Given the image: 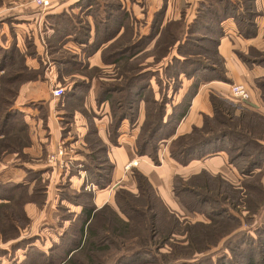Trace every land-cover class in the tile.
I'll list each match as a JSON object with an SVG mask.
<instances>
[{"label": "rangeland", "instance_id": "obj_1", "mask_svg": "<svg viewBox=\"0 0 264 264\" xmlns=\"http://www.w3.org/2000/svg\"><path fill=\"white\" fill-rule=\"evenodd\" d=\"M29 2L32 3L33 0H29ZM117 2L121 8L120 15L112 16L110 13L111 11H107V20L105 19V22L98 23V27L96 30L94 29L97 35L93 34L94 38L90 44L87 42V39L89 40L88 37H90V35H88L90 34L88 33L90 29H88L89 24L86 20V16H82L85 18L84 19L81 18L78 13H71L72 18L71 16L67 17L65 15L71 21L68 24L74 26L71 28L59 22L57 30L60 32L63 31V29H68L67 32L71 34L70 39L72 42H86L87 50L84 52H77L78 55L76 52L74 53L72 51L68 52L67 55L64 54L66 52L62 45L64 42L57 43L56 40L52 38L55 34L45 35L44 33L43 35H39V40L43 45L47 44V42L49 44H55L53 53L52 51H47L48 58L52 57L55 59L57 57L68 56L69 60H72V63L69 65L71 68L68 67L66 70L72 71L71 73L73 74L72 76L69 75L70 77H63L64 79H62V75H60L58 77L59 79H56V81L52 82L46 80L48 83L43 82L39 84L41 85L39 90L45 91L42 89L45 88L50 94V101L55 105L53 113V118H55L56 121L54 125L55 135L53 138L52 134L51 136L42 137L41 140L44 144L48 145V149L46 148V151L42 153V159H44V163L42 164H48L50 166L46 168L48 172L42 173L39 171L35 172L34 175V171L29 169V172H31L33 176L27 173L25 178L16 183L0 182V192H3L5 197V199L0 198V264H63L66 260V257H64V250L70 248L72 243L77 239L75 229L78 227V214L82 206L86 204L94 205V193L104 189L97 188L92 182L96 177L94 174L98 169L88 166V164L92 162L91 157L98 156L100 161H96L94 164H97V166L102 165V167H100L102 168L100 174L105 176V166L107 164H101V162L105 161L106 153L98 129L103 130L107 138L109 137L115 141L112 145L117 146V137L120 136L119 130L123 123L125 124L126 122L124 126L128 132H131L133 126L137 125V118L133 119L131 122L124 121V119L116 130L112 131V119L108 103L106 107L100 108L103 101H100L97 97L95 99L85 98L91 80H99L97 83L98 86L96 87V89L98 88V94L102 87L116 86L120 88L121 91L114 96L118 97L120 102H122V100H125V102L127 101L124 95L128 98L132 97L134 100L132 101L131 99V111L136 117L141 106L144 112V119L147 112H155L158 106L152 103L151 100L158 102L160 100H162V102L165 101L164 105L168 113L173 110L174 106L182 102L191 84L196 83L198 77L207 78V80H204L205 82L213 79L217 83L221 82L222 86L229 88L230 79L225 75V72L222 73V69L225 67H223V58L221 59L222 56L219 53V42L223 36V30L220 26L222 21L229 18L232 19L239 34L244 37L251 35L249 32H246L247 30H257L255 25H251L254 23L256 17L254 13L257 8L256 0H195L190 4V7L189 5L187 6V8H189L187 13L186 6L176 14L175 11L172 10L174 14L172 16L170 15L171 17L169 16L170 18L167 20L163 17V10H165L166 7L164 6V0L162 1L161 8L158 10L156 9L157 11L153 7L152 9L150 8L149 15L142 13L143 9L148 7V4H145L143 0L136 2L137 12L135 14H137V17L143 16L142 18H135L136 16L129 15L126 8L128 0H117ZM14 4L15 2L12 1L5 2V0H0V7L2 8L14 6ZM169 4L174 7L176 3L174 0H171ZM225 4L228 8L226 13L228 15L223 17V15H220V11ZM77 5L81 8L80 10H83L88 3L83 5L79 2ZM48 6L49 4L45 7L35 6V10L40 13L46 12ZM93 9L97 10V7L95 6L92 9H88V14H91ZM233 12H236L235 15ZM63 14L68 13L64 12ZM148 16H150V18ZM241 18H243L245 22L249 20L251 22L247 25L243 24V22L239 20ZM219 19L221 21H219ZM54 22L55 20L53 17L48 21L51 25ZM149 22L150 26L147 27L145 24H149ZM113 24H115V31H113L114 29L112 28ZM37 26L39 28L38 24ZM41 30H44V28H41ZM147 31H149V34L144 37L143 42H141V45L138 47V51L131 50L127 55H121L120 52L116 54V52L121 51L123 48H129L133 42L138 40L142 33ZM244 33L246 34L244 35ZM212 40L218 43H212ZM25 42L31 43V38H27ZM263 42H257L255 43L256 45L250 44L244 47L242 46L240 47L242 51L236 50L235 54L247 65V67H264ZM100 43L104 44L103 47L101 46V56L103 55V59L106 60L105 62L111 65L102 68L87 66L79 55L84 53L87 55V60L89 55H91L92 49L99 47ZM244 59L246 60L245 62ZM112 61L114 62L112 63ZM205 64L215 66L213 67L216 69L215 73ZM133 68L134 70H132ZM38 70L40 71L42 68ZM36 71L37 70L31 69L30 72L34 74ZM134 73H141L140 75H142L141 79L138 81V84L141 86L138 94L129 92L133 87H125L127 79ZM1 74L2 73H0V75ZM58 74L62 73L59 72ZM216 74L219 77H216ZM28 81L19 83L18 86L16 85L18 88L12 101L13 106L17 103L18 91H20L21 94L18 100L23 99L22 102H27V96L33 94L32 91L37 94V89H34V85L28 83ZM253 81L254 88L259 91V98L264 104L260 89L256 85L258 81H264V76L256 77ZM75 86H78V88H75ZM59 88L62 89V95L55 99L53 90ZM204 96L210 109L205 110L202 107V109L196 111L193 117L196 124L194 123L191 125L189 130L182 134L190 133L194 126L200 127L206 117L211 118L213 116L211 99H215L217 105L223 106L225 104L228 109L230 108L233 111V117L243 114L245 122L242 126L236 123V125L232 127V122H230L228 118L229 115L223 111L225 118L219 116L220 122H222L220 123L221 125L218 126V124H214V122H211L209 125L216 130L223 128L221 132L226 130L234 131L235 134H238V136L235 135L234 140H236V142L239 141L243 148H248V151H254L253 149H249V146H245L240 140H244L242 135L244 132L251 136V134H248L249 131L252 130L254 132L258 129L259 121H255V119L252 121V117L249 115L251 113L250 111L257 112L262 116H264V113L258 111L256 108L252 109L243 103V101L234 99L230 95H226L222 93V91L216 89H206ZM29 105H33L32 102H30ZM147 108L149 111H147ZM40 111L43 114L41 124L45 127L44 129H46L47 117L44 114V110L40 109ZM105 112L107 117L104 119L102 117ZM21 117L24 118V115L21 114ZM142 122L143 121H141L140 124H142ZM248 125H250L251 128H246ZM33 132L34 131H32V133ZM47 132L49 131L44 130L43 134L46 135L48 134ZM138 132H136V134H138ZM17 133L18 134H14L10 141L12 144H17V140L21 139L23 142V149L21 148L17 150V152L13 151L12 148L7 147L6 144L3 145L6 138L2 139L0 136V159L7 154H18L19 157L23 159V162L29 163L27 160L30 155L27 153L25 154L24 150H27L25 148L31 144L29 141L30 132L27 130V138H23V136L26 135L24 131ZM176 135L178 134H176L175 129L173 135L165 140H160L158 142L159 150L164 149L167 151L168 145ZM136 136L137 135H135L134 142ZM237 137H239L240 140L237 139ZM214 142L216 143L212 142L211 146L215 144V146L220 147L225 144L224 142H226V140ZM155 143L157 144V142ZM51 145H53L54 148L51 149ZM107 145L106 149L110 147V144L107 143ZM60 146L66 150L67 156L60 157L61 162L56 161L51 163L49 161V155L55 152ZM226 147L223 148L226 149ZM100 149L103 151L97 152ZM93 152L96 153L92 154ZM218 152H222V150L213 154L210 153L211 155H206L205 157L212 156ZM225 161L228 170L226 168L223 173L219 172V174L235 186V190L228 189L226 192L230 199L234 198L238 193L240 196L239 199H237L239 205L229 206L228 208L229 214L233 216V219L224 222V227L219 225L214 227L213 232L210 234V242L217 245H211L209 250H204L202 253L189 254L190 251L188 249L182 248L183 243L186 242V234H175L174 237L170 239V243L177 241V244L180 243L177 246L181 248H176L177 255L171 259V263L177 264L176 262H178L179 259H184L189 262L193 261L196 264H244L245 257L248 253H251L252 258L257 262L264 263V248L258 243L261 238H264V159L260 166L254 169V174L256 175L248 179L242 178L236 168L228 163L227 156L225 157ZM131 170L132 169L126 170L127 174L125 173V175L128 178L120 179L116 185L120 186L118 188L124 191L131 190L136 192L133 171H138V169L136 167L133 171ZM209 172L212 174L218 173ZM202 180L203 179H199V182L202 183ZM5 184H7V187L12 185L14 189L12 190L14 196L10 200L8 199L9 193H7L5 189ZM259 185L263 187L261 192L257 188ZM238 186H240V188L244 186L243 191H241V189L237 190ZM211 187L216 189L215 183L211 182ZM221 191H224V188L221 189ZM213 195L219 200V203H217L219 206L227 203V201L226 203L225 201L222 202L219 197H223L224 195H218L216 191L213 192ZM150 198H152V196ZM145 199L138 201L136 205L134 203V206H145ZM127 200H129L128 197L125 199V202ZM247 201L255 202L257 206H250L251 208L248 209L249 206H245V202ZM176 212L179 213L178 216L184 214L181 209ZM185 218L186 219H183L180 216V221H187L189 223H194L195 221H208V219L200 214L189 215ZM104 222L105 221L99 218L91 222L92 225H95V229L99 231V235L107 234V232L100 231V227ZM140 222L141 218L138 224ZM139 233H142V231L136 229V232L132 235H126L125 239L128 238L136 242L137 240L135 239L137 237L135 234ZM243 239H245V241H243ZM113 240L114 243L109 245L108 250H102L97 253L100 264H111L116 256L127 252L123 248H118L119 244H121L119 238L113 237ZM126 242L127 244L131 243V241ZM250 249L251 251L254 250V252H251ZM158 250L163 257L157 254H152V256L157 258L159 264H163L164 259L173 251L169 244L161 246ZM82 256L86 258L85 255ZM206 259H209L211 262H207ZM84 262L86 261L84 260ZM97 263L98 260L93 264ZM86 264L91 263L86 262Z\"/></svg>", "mask_w": 264, "mask_h": 264}, {"label": "trees", "instance_id": "obj_2", "mask_svg": "<svg viewBox=\"0 0 264 264\" xmlns=\"http://www.w3.org/2000/svg\"><path fill=\"white\" fill-rule=\"evenodd\" d=\"M227 9L226 4L223 5L220 15H223V17L227 16ZM233 13L235 15L236 12ZM54 20L55 22L52 23V25L55 27V32H57L52 38H54L58 43L59 39L62 38L68 30L63 29V31L59 32V30H57L59 22L67 25L68 28L74 26H70L68 24L71 21L64 14ZM219 21L221 20L219 19ZM249 22L251 21H246V25L249 24ZM246 32L251 34L252 29L250 31L247 30ZM245 34L246 33H244V35ZM143 39V37H140L132 46L130 45L129 48H123L121 51L116 52V54L120 52L121 55H127V53H130L131 50L138 51V47L141 45V42H143ZM213 42L216 44L218 43L215 40H212V43ZM46 45L49 52L54 51L53 47L55 44H49L47 42ZM216 52L218 53L217 49ZM9 55L11 56L7 58ZM6 59H9L10 62L6 63ZM207 66L215 73L216 69L213 68L215 66ZM0 70L3 71L0 75V136L2 139L6 138L3 145L6 144L7 147L12 148L13 151H17L22 148L23 142L20 139L17 140V144H12L10 139L14 136V134H18L17 132L24 131L26 134L28 125L20 118L21 112L13 108L12 101L18 88L16 85L18 86L19 83L31 80L34 77V74H31V70L24 62L22 63L20 55L14 51L7 52L0 50ZM132 70H134V68ZM224 72L225 68L222 69V73ZM140 74L134 73L131 77H129V79H127L125 87H133L129 90L130 93L138 94L141 87L138 84V81L142 76ZM216 77L219 76L216 74ZM204 80H207V78L198 77L197 82L191 84L189 90L184 95L182 102L174 106L173 110L168 113L164 105L165 101L162 102V100H160L158 102L151 100V102L155 103L158 108H156L154 113L147 112L145 119L140 125L139 132L133 146L134 152L137 156H147L155 165H159L158 142L160 140H165L174 134L176 126L188 112L190 100L195 95L198 85ZM256 85L260 89L261 98L264 102V81H258ZM75 88H78V86H75ZM119 91H121V89L116 86L102 87L97 96L100 101H105L109 105L112 119V131L116 130L122 120L127 119L131 122L133 119L137 118L131 111L132 101L134 99L132 97L128 98L124 95V98L127 101L125 102V100H122V102H120L118 97L114 96L117 95L116 93ZM211 102L213 105V116L211 118L206 117L203 120V124L200 127L194 126L190 133L176 135L167 147L169 157L179 165L186 166L193 160L201 159L206 155H211L219 150H222L228 157V163L236 168L242 178H252L256 175L254 174V169L260 166L262 160L264 159V116L257 112L250 111L251 113L249 115L252 117V121L253 119H255V121H259L258 129L254 132L252 130H250L249 133L247 132L248 134H251V136L247 135L246 132L243 134L241 133L244 140H240L239 137H237V139L242 141L245 146H249V149L254 150L248 151V148H243L239 141L236 142V140H234L235 135L238 136V134H235L234 131L226 130L221 132L223 128L216 130L214 127L209 125L211 122L218 124V126L221 125L220 123L222 122H220L219 116L225 118L223 115V111H225L227 115H229L228 118L230 119V122H232V127H234L236 123L242 126L245 122L243 119L244 115L240 114L239 116L233 117V111L230 108L228 109L225 104L223 106H219L216 104L215 99H211ZM147 111H149L148 108ZM246 128L251 127L248 125ZM27 137V134L23 136V138ZM108 140L112 144L115 142L109 137ZM225 140L226 142H224L225 144L223 146L217 147L215 144L214 146H211L212 142L216 143L214 141ZM101 141L106 153L105 161L101 162V164H107L105 166V176L100 174L102 169L100 167H102V165L97 166V164H94L96 161H100L98 156H92V164H88V166L98 169L94 174L96 177L92 182L99 189L105 188L110 184L111 174L114 167L109 158L108 149H106L108 145L102 139ZM155 142H157V144ZM223 147H226V149ZM99 151L103 150L100 149L97 152ZM94 153L96 152H93L92 154ZM135 168L136 167L132 166L130 169L133 171ZM27 173L33 176L31 172L28 171ZM133 174L136 192L131 190L124 191L121 188H117L114 192V203L117 209L115 206L113 207L109 204H104L99 208L92 204L82 206L78 214V227L75 229L77 239L72 243L70 248H66L64 250V257H66V260L63 264H86V262L93 264L97 260V264H100L97 253L102 250H108L109 245L114 243L113 237H117L121 240V244H119L118 248H123L127 252L116 256L111 264H159L157 262V258L153 257L152 254H157L158 256L161 255L158 248L165 244H169L173 251L166 259L163 258V264H175L171 263V259L177 255L176 248H181L180 246H177L180 244H177V241L170 243V239L174 237L175 234H186V242L183 243L182 248L188 249L190 251L189 254L202 253L204 250L207 251L211 248V245H217L210 242V234L213 232L214 227L218 225L223 226L225 225L224 222L231 221L233 216L229 214L228 208L229 206L239 205L237 203V199L240 197L239 193L237 192L238 194H236L234 198L230 199L228 193L226 192L228 189L235 190V186L219 173L212 174L206 169H200L198 172L187 176L174 174L171 189L173 197L179 205V208L184 212V214L180 216L183 219H186L185 217L189 215L200 214L208 219L207 222H182L180 221V216H178L179 213L169 209V207L164 204L162 199L157 194L156 189L149 182L147 176L139 170H134ZM199 179H203L202 183L199 182ZM211 182L215 183L216 189L211 187ZM223 188L224 191H221ZM243 188L244 186L241 188L238 186L237 190L241 189V191H243ZM257 188L260 192L263 190L262 185H259ZM5 189L11 194H9L8 199H12L14 196V192L12 191L14 189L12 188V185ZM214 191L218 192V195H224L223 197H219L222 202L225 201L226 203L227 201L228 204L226 203L223 204L224 206H219L217 204L219 203V200H217V198L213 195ZM0 194H3V192ZM0 196L4 197V194ZM151 196L152 198H150ZM127 197L129 200L125 202ZM144 199L146 200L145 206H134V203L136 205L138 201ZM245 206H249L248 209H250V206L257 205L255 202L247 201L245 202ZM96 218L105 221L101 225L100 231L102 230L103 232H107V234L99 235V231L95 229V225L91 224V222ZM140 218L141 222L138 224ZM136 229H140L142 231V233L135 234L137 237L135 239L137 240L136 242H133V240L128 238L125 239L126 235H132L136 232ZM126 241H131V243L127 244ZM243 241H245V239H243ZM258 243H260L264 248V238H261ZM251 252H254V250ZM82 255H85L86 258H83ZM161 257L163 256L161 255ZM83 259L86 262H84ZM206 261L208 262L209 259H206ZM176 263L196 264L193 261L189 262L184 259H179ZM244 264L264 263L257 262L252 258L251 253H248L245 257Z\"/></svg>", "mask_w": 264, "mask_h": 264}, {"label": "crops", "instance_id": "obj_3", "mask_svg": "<svg viewBox=\"0 0 264 264\" xmlns=\"http://www.w3.org/2000/svg\"><path fill=\"white\" fill-rule=\"evenodd\" d=\"M8 1L15 2V4L14 6H7L5 8L0 7V50L7 52H17L21 57L22 63L24 62L30 70H37L34 73V77L30 81H28V83L34 85V89H37V94L36 92L32 91L33 94L27 96L29 100L27 99V102H22L23 99L18 100L19 96H21L20 91H18L19 93L17 96V103L18 101L19 103H16V105L13 106V108L19 110L21 114L24 115V118H20L28 125V131L30 132L29 141L31 142V144H29L25 148L27 150H24L25 154L27 153L28 155H30L27 160L29 163L23 162V159H21L18 154H7L2 156L0 159V182L16 183L26 177L29 169H32L34 173L39 171L43 173L48 172L46 168L50 167L48 164H42L44 163V159H42V153L43 151H46V148L48 149V145L44 144V142H42L41 140L42 137H47L48 135L51 136L52 134L53 138V136L55 135L54 125L56 121L55 118H53L55 105L50 101V94L45 88H42L45 91L39 90L41 88V85L39 84L43 82L48 83L46 80L52 82L56 81V79H59L58 77L60 75H62V79H64L65 77L69 75L72 76L73 74L71 73L72 71L66 70L68 67L71 68V66L69 65L72 60H69V57L67 56L57 57L55 59L52 57L48 58L47 45H43V43L40 42L39 35H43L44 33L45 35L55 34V27L48 23V21L52 17L53 19L58 18L62 16L64 12L68 13L64 14L67 17L71 16V13H78L81 18H84L82 16H86V20L89 24L88 29H90L88 30V33H90L88 35H90V37L87 36L89 38V40L87 39V42L90 44L93 41L92 39L94 38L93 34L97 35V33L94 32V29L96 30V28L98 27V23L105 22L106 12L111 11L110 13L112 16L120 15L121 8L119 7L117 0H50L47 11L40 13L39 11L35 10L36 5L33 2L30 3L29 0H5V2ZM139 1L140 0H128L126 8L130 16L134 15L136 16L135 18L143 17H137V14H135L137 12L135 3ZM162 1L163 0H143L145 4H148V7H145L142 13H146L149 15V9H152V7L155 10L160 9L162 6ZM164 1V6L166 7L165 10H163V17L165 18V20H167L174 14L173 11H175L176 14L177 12H180V10L184 6H186L185 8L187 13L189 9L187 8V6L189 5L190 7V4H192L195 0H174V2L176 3L174 7L169 4L171 0ZM79 2L83 5L85 3H88V5H85L86 7L83 10H80L81 8L77 5V3ZM93 4L97 7V10L93 9L91 11V14H88V9H92L95 7ZM256 7L257 8L254 11L256 17L254 19L253 26L255 25L257 30L252 29L251 35L247 37L241 36L239 34L238 29L236 28V25L232 21V19L229 18L220 23V26L223 30V36L221 37L222 39L219 42V53L223 58L225 75L230 79V84H243L249 91V99L244 101L243 103H245L252 109L256 108L258 111L264 113V104L259 98V91H257V89H255L253 85V80L256 77L264 76V67H247V65L243 63L235 54L236 50L242 51V49H240V47L242 46L244 47L245 45L250 44L256 45L255 43L260 41L263 42L264 40V0H256ZM148 17L150 18V16ZM239 20H241L243 24H246L243 18ZM37 24L39 25L40 29L38 28ZM145 25L149 27L150 22L149 24ZM41 28H44V30H41ZM112 28L114 29L113 31H115V24H113ZM148 34L149 31L144 32L140 37L144 38ZM27 38H31V43L25 42ZM70 38L71 34L66 32L65 35L58 41L59 43L64 42L62 44L66 51L64 54L67 55L68 52L72 51L74 53L76 52V54L78 55L77 52H84L87 50L86 42H72ZM134 43L135 42H133L131 46ZM101 46L103 47L104 44L100 43L99 47L92 49L91 55L88 54L89 57L87 58V60V55H85L84 53L82 55H79V57L82 59V61H85L86 65H89V67L93 66L102 68L111 65L110 63L108 64L105 62L106 60L103 59V55L101 56ZM10 56L11 55L7 56V58H9ZM245 61L246 60L244 59V62ZM5 62L8 63L10 62V60L6 59ZM40 68H42V70L39 71L38 69ZM2 72L3 71L0 70V73ZM59 72H61L62 74H58ZM90 82L91 83L89 85V89L86 92L85 98L95 99L98 95V88L96 89V87L98 86L97 83L99 82V80L94 79ZM211 88L222 91V93L228 95V88H226V86H222L221 82L217 83L215 80L211 79V81H204L203 83H200L196 89L195 95L190 100V105L186 116L178 123L177 127L175 128L176 134L179 135L182 133H186L191 125H193L194 123L196 124V121L193 118L196 111H199L200 109H202V107L205 110L210 109L205 99L204 92L206 89ZM55 99H57V97H55ZM30 102H32L33 105H29ZM106 105L107 102L103 101L100 105V108H104V106L106 107ZM40 109L44 110V114L47 117L46 129H44L45 127L41 124L43 120V114L41 113ZM143 114L144 112L141 106L137 114V125L133 126L131 132H128V130L124 126L126 125V122L125 124L123 123L121 129L119 130L120 136L117 137V146L112 145V143L109 142L106 133L103 130L98 129V133L101 136L102 140L110 144V147L108 148V155L114 167L111 174L110 184L106 188L98 190L94 193L93 203L96 207H100L104 204L115 206L114 192L118 187H120L117 186L116 183L120 179L122 180L128 178L125 175V173L127 174L125 165L133 160L137 162L136 166L134 167H137L140 172L147 176L149 182L156 189L157 194L162 199L164 204L169 207V209L175 212L180 208L173 197L171 189L172 177L174 174L187 176L189 174L195 173L202 168L214 173H223L226 168L228 170V166L225 161V157L227 155L223 151L218 152L212 156L193 160L186 166H182L176 163L169 157L168 152L164 149H160L158 151L159 165H155L147 156H137L134 152L133 147L134 138L135 135H137L136 132H138L141 121H143L144 119ZM106 117L107 114L105 112L102 118L105 119ZM124 121L128 120L125 119ZM44 130L49 131L47 132L48 134L44 135ZM32 131H34L35 134L34 132L32 133ZM52 148H54L53 145H51V149ZM5 188H7V184H5ZM7 193L10 194V192ZM0 198L5 199V197L2 196H0Z\"/></svg>", "mask_w": 264, "mask_h": 264}, {"label": "built area", "instance_id": "obj_4", "mask_svg": "<svg viewBox=\"0 0 264 264\" xmlns=\"http://www.w3.org/2000/svg\"><path fill=\"white\" fill-rule=\"evenodd\" d=\"M50 0H33V3L38 7H45L49 4ZM228 95H230L234 99H238L239 101H246L249 99V92L246 86L243 84L232 83L229 85L227 90ZM62 95V89L53 90V96L59 98ZM66 150L60 146L56 149L55 152L49 155V161L52 162H61L60 157L65 156ZM67 156V155H66ZM65 161V160H64ZM136 161H131L125 165V170H130L132 166H136Z\"/></svg>", "mask_w": 264, "mask_h": 264}]
</instances>
